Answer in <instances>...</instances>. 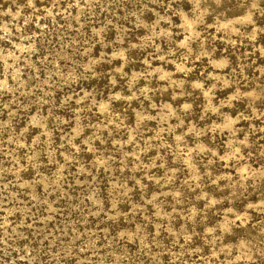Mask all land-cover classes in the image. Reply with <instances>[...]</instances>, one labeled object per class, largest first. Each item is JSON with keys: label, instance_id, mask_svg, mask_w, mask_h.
I'll use <instances>...</instances> for the list:
<instances>
[{"label": "rangeland", "instance_id": "1", "mask_svg": "<svg viewBox=\"0 0 264 264\" xmlns=\"http://www.w3.org/2000/svg\"><path fill=\"white\" fill-rule=\"evenodd\" d=\"M0 264H264V0H0Z\"/></svg>", "mask_w": 264, "mask_h": 264}]
</instances>
